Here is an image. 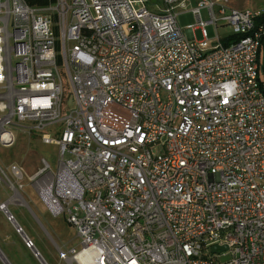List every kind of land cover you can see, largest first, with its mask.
<instances>
[{"label": "built area", "instance_id": "2783aa9c", "mask_svg": "<svg viewBox=\"0 0 264 264\" xmlns=\"http://www.w3.org/2000/svg\"><path fill=\"white\" fill-rule=\"evenodd\" d=\"M193 1L0 0V146L60 127L56 171L0 179L66 217L73 264H264V10L196 0L198 41Z\"/></svg>", "mask_w": 264, "mask_h": 264}, {"label": "rangeland", "instance_id": "374dc122", "mask_svg": "<svg viewBox=\"0 0 264 264\" xmlns=\"http://www.w3.org/2000/svg\"><path fill=\"white\" fill-rule=\"evenodd\" d=\"M234 3L246 4L248 5V8H250L248 0H229L230 7L234 8ZM55 6L56 5L53 4V7ZM195 6L196 0H194L192 4H187L186 9L182 10L177 8L176 12L179 14L178 21L182 30L186 32L188 26H193L195 29V38L200 41L203 39L202 32L197 29V18L191 12L192 8ZM150 10L153 12L156 11V9ZM201 14L203 20L207 21V12L203 10ZM224 28V26H221L219 30L222 37L226 31ZM206 30L210 39L216 37V28L214 26H208ZM66 97L68 101L72 100L71 91L68 85H66ZM70 103H73V100L69 102V104ZM58 132H60V127L52 128L44 132L42 135H34L32 137L17 134V142L13 147L5 148L0 146V165L6 170L8 175L9 172L7 169L13 164H18L24 168L28 177H35V175L44 167L43 160H46V162L53 168V171H56ZM22 184L24 185V190L20 193V200V196L16 197L18 199L12 198L14 193L9 189L7 181L4 178L0 179V200H3V204L7 203L11 214L23 227L22 229L32 237L33 240L29 239L34 245L36 244L41 251L48 253L51 264H57L59 262H61V264H66L63 262L61 254L46 233V230L33 216L23 199L33 208L36 215L43 221V223L52 226L57 235L64 240V243L68 246L67 248L66 246L63 247L64 251H67L69 248H75L78 251L80 250L81 243L77 236L76 229L68 224L64 215L58 217L50 215L35 189L34 184H31L27 178H25ZM49 230L52 231L50 228ZM26 240L28 239L23 238L18 234L17 230L8 220L5 212L0 211V250L5 254L11 264H40L38 259L32 253L34 248H27L25 244ZM57 241L62 246V242L59 238ZM225 260H227V258ZM0 264H3L1 257Z\"/></svg>", "mask_w": 264, "mask_h": 264}, {"label": "crops", "instance_id": "0c3cea01", "mask_svg": "<svg viewBox=\"0 0 264 264\" xmlns=\"http://www.w3.org/2000/svg\"><path fill=\"white\" fill-rule=\"evenodd\" d=\"M248 4H250V8H248V5L246 4H240V3H234V8L233 9H237V10H264V0H248ZM194 8V7H193ZM192 8V9H193ZM232 8V7H231ZM192 11V10H191ZM261 24L264 25V17L263 19L260 21ZM264 27V26H263ZM226 31H225V34L222 35L220 34V39L221 40H224V39H227L229 37L232 36V33L231 31L228 29V28H224ZM258 63H259V73H260V82H261V85L264 89V39H263V47L261 49V52H260V56H259V60H258ZM7 201V200H5ZM3 200H0V204H3L2 203ZM24 203L26 204V206L30 209L31 213L33 214V216L37 219V221L41 224V226L46 230V233L48 234V236L50 237V239L52 240V242L55 244L56 248L58 249L59 253L61 254L62 256V259H63V262L66 263V264H69V260L66 259L64 255H66L67 257H69V252L70 250H72V248H69L67 251H64L63 250V247L66 246V248L68 247L67 244L64 243V240L62 238H60L59 235H57V233L55 232L54 228L52 226H49L46 225L43 223V221L36 215L35 211L33 210L32 207H30V205H28V203L26 202V200H24ZM7 204V203H6ZM8 207V206H7ZM9 209V207H8ZM10 211V209H9ZM11 213V212H10ZM16 220V219H15ZM17 221V220H16ZM19 224V222H17ZM13 225V224H12ZM20 225V224H19ZM21 226V225H20ZM22 227V226H21ZM23 228V227H22ZM49 228L52 230L50 231ZM24 230V229H23ZM52 232V234H51ZM24 233L28 236V238L32 239V237L24 230ZM58 238L61 240L62 242V246L58 243ZM33 240V239H32ZM35 248L39 251L40 255L43 257V259L47 262V264H51L50 262V258L48 256V253L47 252H43L41 251L37 245L35 244ZM75 249V248H73ZM33 253V251H32ZM0 256L4 258L5 262L7 264H11V262L8 260V258L5 256V254L2 253V251L0 250ZM57 264H61V262L57 263Z\"/></svg>", "mask_w": 264, "mask_h": 264}, {"label": "water", "instance_id": "95a60500", "mask_svg": "<svg viewBox=\"0 0 264 264\" xmlns=\"http://www.w3.org/2000/svg\"><path fill=\"white\" fill-rule=\"evenodd\" d=\"M14 197V196H13ZM12 197V198H13ZM6 204V203H5ZM5 213L8 215V216H11V214H10V212H6L5 211ZM12 224H13V226H14V228L18 231V233L23 237V238H26V239H29L28 238V236L23 232V231H21V226L17 223V221L14 219V218H12L11 220H9ZM20 231V232H19ZM228 248H227V246H224V247H215L214 249H213V251L214 252H216V251H218V250H221V251H226ZM33 254L35 255V257L38 259V261L40 262V264H47V262L43 259V257L40 255V253H39V251L36 249V248H34L33 250ZM69 260V264H73V260H71V259H68Z\"/></svg>", "mask_w": 264, "mask_h": 264}, {"label": "trees", "instance_id": "16d2710c", "mask_svg": "<svg viewBox=\"0 0 264 264\" xmlns=\"http://www.w3.org/2000/svg\"><path fill=\"white\" fill-rule=\"evenodd\" d=\"M31 6H37V7H46L52 3H55L56 0H26ZM264 17V16H263ZM263 17L259 18L257 20V27H263L264 25L260 23V21L263 19ZM236 41L235 36H231L227 39L223 40V43L225 45H228L232 42Z\"/></svg>", "mask_w": 264, "mask_h": 264}, {"label": "bare ground", "instance_id": "6f19581e", "mask_svg": "<svg viewBox=\"0 0 264 264\" xmlns=\"http://www.w3.org/2000/svg\"><path fill=\"white\" fill-rule=\"evenodd\" d=\"M16 197H19V195H18V196L16 195ZM80 258H81V257H80Z\"/></svg>", "mask_w": 264, "mask_h": 264}]
</instances>
